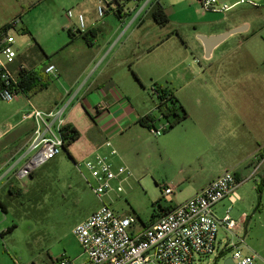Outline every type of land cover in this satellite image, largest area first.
<instances>
[{"label": "crops", "instance_id": "crops-1", "mask_svg": "<svg viewBox=\"0 0 264 264\" xmlns=\"http://www.w3.org/2000/svg\"><path fill=\"white\" fill-rule=\"evenodd\" d=\"M43 1L0 0V32L7 25L11 26L12 21L19 20L20 24L9 30V33L13 35L12 30L20 29L19 26L23 24V14L38 8ZM102 1H105L108 4V9L112 10L109 4L110 0H89L90 5L97 8ZM228 1L230 0H218L220 4L228 3ZM238 1L235 0L232 5ZM137 2L139 4L129 13L123 11L124 5L121 9L118 7L117 10L116 8L113 10L122 23L131 18L128 28L136 26V34L133 36L127 38L123 35L119 36L120 26L114 29L113 21L108 20L105 21V29L108 34L100 41L99 30L94 27V22L96 19L98 21L104 19L108 9L103 17H99L97 13V17L94 19L90 14L91 8L86 6V8L77 11L85 16V32L79 34L76 21L69 20L64 27L70 38L66 45L68 53L65 60L60 58L61 51L49 56L33 39L35 45H32L26 52L20 53L17 50L18 58L14 68L26 65L28 71L36 72L43 80H56L62 85L61 89L54 91L50 100L47 97V99L39 101L41 110H52L67 101L69 97L75 96L67 113V126L74 127L80 134L78 140L70 145L67 151L74 163L91 155L105 141L110 140L119 154L115 162L126 165L133 173L132 163L135 159L140 158V155L149 159L153 158L148 143L153 140L152 134L154 135V133L140 124V120L148 114L157 119L154 112L157 102L152 100L150 103L149 93L144 85L145 78L143 79L146 70L150 69L146 61L147 58L156 52L160 53L155 56H161L167 52V46L171 42H173L171 44H174V48L178 47L179 50L187 52V54L184 53L186 54L185 61L190 59L188 51L193 48L199 50L204 58V45L199 40V36H216L234 29L245 28L242 33L230 36L216 47L211 58L207 61L208 66L202 71L199 70L194 74L188 73L186 70L187 73L185 72L184 75H189L186 84L193 85L194 89L204 90L212 99H200L193 94L181 97L173 92L187 111L188 117L165 132V136L159 141L166 173L158 176L152 175L153 179L160 183L161 190L163 187H172L176 192L182 186L192 187L193 192L182 202L197 194L226 171L234 173L240 183L239 186L246 184L248 181H242L253 173L259 159L264 155V71L233 66L215 68L212 64L226 58L224 51L220 50L230 40L248 42L256 35V30L250 21H230L227 20V15L224 13L205 12L196 0H167V3L170 4L168 8L179 9L182 13L184 9L193 11L187 16L189 19L191 17V20L185 23L177 22L160 0L170 22L166 26H159L151 16L150 20L144 16V13L150 10L151 3L146 5L143 0ZM137 9H139L138 12ZM220 14L224 16L223 20L222 18L217 19V16H221ZM181 24L192 26L194 35L189 36L177 28ZM167 27L171 30L169 36L166 35ZM23 28H26L25 31L31 35L27 27ZM70 32L75 35L72 37ZM86 33L88 35L84 38L82 34ZM234 55L232 53L228 57L231 58ZM244 56L245 58L250 57L256 62L258 52L255 46H250ZM198 60L196 61L198 62ZM50 65H55L58 72L46 74L45 69ZM47 86L32 90L29 93V98L30 96H39L47 91L50 82ZM247 90H254L256 99L253 102L247 104L243 100L244 98L236 100L240 95L244 97ZM43 102L45 105L42 104ZM26 111L21 113V118ZM21 118L22 126L26 123L23 127L21 126L18 133V135H22V145L10 156L6 154L7 147L0 151L1 201L4 200L1 190L14 179L15 169L22 165L20 160L33 133V122L22 121ZM11 129L12 126L8 132ZM8 132L0 134V139ZM81 140L84 141V144L78 146ZM232 157H234L233 160ZM255 179L257 183L264 179V164ZM253 189L257 191L256 188L253 187ZM238 196L239 200L234 206L244 201L241 207L248 211L254 209L255 202L249 204L239 193ZM182 202L175 204L172 197V203L169 206L174 208ZM231 204V199L227 198L215 207V212L217 213V208L222 206L226 209ZM113 209L116 211L115 208ZM163 212L165 211L158 210L149 223L138 229L157 222ZM117 214L127 217L118 212ZM248 218L247 214L240 218L245 225L242 229L245 243L264 259L263 245L253 238L251 231L247 229ZM224 235L223 230V237ZM219 240L223 244V238H219ZM79 257V263H81L85 259L83 252ZM56 261L57 258L53 264H56Z\"/></svg>", "mask_w": 264, "mask_h": 264}, {"label": "rangeland", "instance_id": "rangeland-1", "mask_svg": "<svg viewBox=\"0 0 264 264\" xmlns=\"http://www.w3.org/2000/svg\"><path fill=\"white\" fill-rule=\"evenodd\" d=\"M143 1L146 2L147 0ZM161 1L177 22L185 23L191 20V17L189 19L187 16L193 11L189 9L185 11L184 9L182 13L179 9L168 8L170 4L167 3V0ZM234 1L230 0L228 3L223 4L232 5ZM109 4L112 10L108 9V4L105 1H102V6L108 9L107 16L99 21L96 19L94 22V27L99 30L98 38L100 41H102V37H106L108 34L105 29V21L108 20L113 21L114 29L120 26L119 36L123 35L127 38L136 34V26L133 25V27L128 28L131 18L122 23L113 12L115 8L117 10L118 5L114 0H110ZM138 4L136 0L127 1L124 3L123 11L129 13ZM86 6L91 8V17L95 19L97 17V7L90 5L89 0H44L38 8L23 14V24L19 26L20 29L12 30V34L16 39V49L20 53L26 52L32 45H35L36 41L49 56L61 51L60 58L65 60L68 53L66 45L70 38L64 27L69 20L76 21L78 24L76 18L69 19L66 13L71 9L74 10V13H77L79 9H84ZM138 11L139 9H137ZM148 13L149 11L145 12L144 16L150 20V14L148 15ZM225 14L227 20L230 21H250L254 30H256V35L248 42L242 40L226 42L227 44L220 50L224 51L226 58L221 62L216 61L212 65L215 68L233 66L264 71V0H244L243 3L236 5ZM220 15L217 16V19L222 18L223 20L224 16ZM24 26L31 32V35L25 31ZM177 28H180L189 36L194 35V28L190 25L181 24ZM199 30L201 29L199 28ZM166 32V35L169 36L171 33L169 27H167ZM171 43L167 46V52L161 54V56H155L160 53L156 52L146 60L150 69L146 70L143 79L145 78L144 85L149 93L150 103H152V100L156 101L153 93L155 87L157 89L169 87L175 95L181 97L193 94V96L200 99H212L210 96L208 97L204 90L200 91L194 89L193 85L186 84L189 75H184L186 70L188 73L194 74L199 70L202 71L203 68L208 66V59L203 58L199 50L193 48L188 51L190 59L185 61L187 52L179 50L178 47L174 48V44ZM253 45L258 52L256 62L250 57L245 58L244 56L248 48ZM232 53L235 55L229 58V54ZM44 81L45 86L50 82L49 89L39 96H30L32 104L37 108H40V100L47 99V97L50 100V97L54 95V91L62 88V85L56 80L48 81L45 79ZM239 98H244L243 100L248 104L253 102L256 96L254 90H247L244 97L240 95L236 100H239ZM42 104L45 105V102ZM28 106V99L25 95H21L11 102L0 99V134L7 133L10 126H12L8 134L0 139V151L7 147L6 154H9V156L22 145V135H18L22 126L20 118L21 113L26 111L29 108ZM154 112L157 117V128L162 133L159 136L152 134L153 140L148 143L153 158L149 159L140 155V158L135 159L132 163L133 178L126 186V192L121 194L119 198L115 195L112 196L114 202L111 203V206L119 214L133 218L135 229L149 223L153 216L158 213V210H160L158 202L162 207L171 204L164 199L160 183H157L152 175L158 176L166 173V165L164 160L162 162V150L159 144L161 138L165 136L162 127L166 125V121L155 108ZM83 144L84 141L81 140L78 146ZM233 159L234 157H232ZM134 169L137 171H134ZM260 183L261 181L257 183L256 179H253L237 189V193L249 204L255 202L254 209L248 211L241 207L243 201V203L239 202L238 205L233 206L230 215L238 221L244 214H247L249 216L247 229L251 231L253 238L261 242L264 247V186L260 193L258 191ZM7 184L1 190V196L9 211L3 213L0 210V264H53V261L61 256L79 262L82 249L73 234V229L81 220L98 210L101 203L77 170L70 153L63 151L58 157L37 169L30 178L22 181L13 179ZM161 185L163 184L161 183ZM10 188L20 189L21 194L10 196L7 193ZM193 190L190 186L180 187L172 196L174 203L182 202ZM105 199L109 200L108 198ZM217 213L219 216H223L225 208L222 206L217 208ZM14 225H16V228L1 236V233ZM219 238H223L222 229L219 231ZM242 249L247 254L257 253L251 250L248 245ZM232 254V250H228L224 258L218 259L216 255H211L199 259L196 264H224V259L232 257Z\"/></svg>", "mask_w": 264, "mask_h": 264}, {"label": "built area", "instance_id": "built-area-1", "mask_svg": "<svg viewBox=\"0 0 264 264\" xmlns=\"http://www.w3.org/2000/svg\"><path fill=\"white\" fill-rule=\"evenodd\" d=\"M154 0H147L149 5ZM205 12L227 13L236 5L220 4L218 0H196ZM99 17H103L106 8L102 3L97 8ZM67 17L76 18L77 31L86 30V19L81 13L67 11ZM20 24L19 20L11 22V28ZM10 30V29H9ZM0 33V99L11 102L25 95L20 87L21 73L28 71L26 65L14 68L18 51L16 39L9 33ZM55 65L45 69L46 74L57 73ZM153 93L158 96L156 88ZM29 108L22 115V121H32L34 128L25 153L20 160L22 165L15 169L13 177L17 181L30 178L37 169L43 167L64 151L65 127L67 113L75 96L69 97L49 111L35 107L30 98ZM103 108V107H102ZM168 124L162 127L165 132ZM157 136L161 130H152ZM119 156L110 140L105 141L96 151L75 166L87 185L98 197L101 206L87 218L80 221L73 229V234L81 246L85 259L79 263L66 256L57 258L56 264H196L199 259L219 255L232 250L235 264H264V259L257 253L247 254L243 235V221L234 220L231 211L239 200L237 189L239 182L232 171H226L197 194L163 212L154 224L135 229L134 219L121 217L110 206L112 196L120 197L126 192V186L132 178V171L124 164H117ZM264 164V155L259 159L253 173L243 180L255 179ZM87 174V175H86ZM175 189L163 187L164 199L172 203ZM108 198L109 200H106ZM230 198L231 206L225 214L219 216L215 207L223 200ZM225 235L223 244L219 240V231Z\"/></svg>", "mask_w": 264, "mask_h": 264}, {"label": "trees", "instance_id": "trees-1", "mask_svg": "<svg viewBox=\"0 0 264 264\" xmlns=\"http://www.w3.org/2000/svg\"><path fill=\"white\" fill-rule=\"evenodd\" d=\"M127 1H130V0H114V2L118 5V7H120V9L124 5V3ZM136 1H140V0H136ZM149 14H150L151 18L159 26H166L170 22L169 16H168L165 8L161 4L160 0H154L151 3ZM10 28H11V26L7 25L6 27H4L1 30L0 33H6V31L9 30ZM79 34H80V32H79ZM70 35L73 37L75 34L73 35L70 32ZM87 35H88V33H86L84 35L82 34V36L84 38H86ZM43 82H44V80L40 76H38V74L34 71H24L21 73L20 87L22 88L24 94H26V96H28V98H29V93L32 90H34L36 88L42 89V88L47 87V85L45 86ZM156 90L158 92V96L156 97V102H157L156 109L159 112V114L161 115V117L167 122L168 129L165 132H168L170 129H172L176 125H178L181 122H183L184 120H186L188 117V113L185 110V108L180 104L178 99L175 97L173 91L170 90L168 87H165V88L160 87V89L156 88ZM156 122H157V119L154 116H152L151 114L144 116L140 120V124H142L143 126L147 127L150 130H153L156 128ZM64 131H65L64 137H65V141H66V143L64 145V151H68L69 146L78 140V138L80 137V134L74 127H72L70 125L65 127ZM236 180H237V178H236ZM263 186H264V179L261 180L260 186L258 187V191L260 193H261V189ZM20 191H21L20 189L13 188V189L9 190L8 194L10 196L19 195V194H21ZM158 203H159L160 211L168 212V211L173 209L172 206H168V208H166V207H162L160 202H158ZM0 209L4 213L8 212L7 204L5 203L4 200L1 201V199H0ZM14 228H16V225H14L11 228H8L5 232H3L1 234V236H4L6 233L11 232ZM225 255H226V251L222 252L219 255L218 259L224 258Z\"/></svg>", "mask_w": 264, "mask_h": 264}, {"label": "water", "instance_id": "water-1", "mask_svg": "<svg viewBox=\"0 0 264 264\" xmlns=\"http://www.w3.org/2000/svg\"><path fill=\"white\" fill-rule=\"evenodd\" d=\"M245 28H238L231 31H228L226 33L216 35V36H199V40L204 45V51H205V58L209 59L211 58L213 50L218 47L220 44H222L225 40H227L230 36L242 33ZM224 264H235L232 257H227L224 259Z\"/></svg>", "mask_w": 264, "mask_h": 264}]
</instances>
